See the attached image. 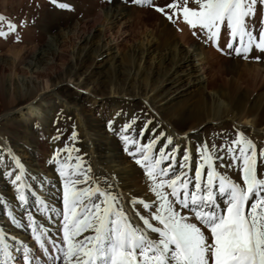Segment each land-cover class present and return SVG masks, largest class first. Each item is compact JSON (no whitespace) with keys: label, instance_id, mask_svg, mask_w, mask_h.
Returning a JSON list of instances; mask_svg holds the SVG:
<instances>
[{"label":"bare ground","instance_id":"6f19581e","mask_svg":"<svg viewBox=\"0 0 264 264\" xmlns=\"http://www.w3.org/2000/svg\"><path fill=\"white\" fill-rule=\"evenodd\" d=\"M71 1L76 6L81 4L80 0ZM259 1L257 0V3L253 6V14L246 18V23L257 38L251 45H248V38H244L245 45L248 46L247 58H245L243 51L240 55H237L226 47L230 36L224 29H222L220 37L215 42L207 40L206 36L203 35L198 38L192 34L194 30L190 31L188 25L187 28L184 26L182 20H176L174 17L176 23L170 22L165 15L155 11V7H147L152 10L140 11L137 14L138 10L127 8L123 3H111L110 0H102L101 6L98 7V13H95V19L93 20L84 17L78 18L79 13L74 12V9L71 14H67L69 17L66 23L60 26L61 28L54 27L51 29L49 24H46L44 29L41 25L45 32L48 31L46 34L53 30L51 45L54 46L55 50L52 48L53 50L46 51L41 49L42 47L39 44H34L22 54L0 55V76L3 73V79L0 81V101H9L8 111L7 108L2 107L3 111L0 118L2 122H6L8 114L15 108H18L19 115L23 116L25 120H30L34 116L37 119L43 118L41 113L39 115L36 112L43 104L47 91H54L51 85V73L58 70L62 83L64 82L75 89L84 91V96L92 98V103L95 101L93 95L101 89H107L108 95L115 103L121 99L143 100L157 116H160V120H164L162 121L164 124L159 121L155 123L154 121L155 124H152L148 131L149 138L154 136L157 139L159 136L164 137V141L158 143L156 149L166 144V138L170 137L172 143L168 145V149H175V157L177 158L181 144L178 139H182L186 143L187 150L181 153L183 157L185 155L189 156L188 166H191L192 170L204 163L201 158V147L205 144L199 140L196 141V144H193L192 142H194L196 136H191V134H196L198 128L204 122H210L217 126L224 122L233 124L238 126L237 130L240 133L248 135L250 140L252 139L257 143L259 139H264V92L255 94V97L245 98L240 96L237 88L232 86L227 93H219L215 90L214 81L205 73L207 67L218 60V64L225 67L226 70L233 71L238 75L254 74L264 82V51L256 47V44L260 42V33L264 32L263 29L261 30L264 25V7L258 4ZM148 2L149 0H143L145 4ZM192 5L194 7V4ZM167 11L171 13L172 9ZM52 14L55 15L54 12ZM146 14L153 19L151 25L145 24L142 18V15ZM44 18H46L45 14L37 18V22L42 21ZM127 18H129L128 21ZM250 19L254 20L253 23ZM131 22H135L136 26H139L138 36L134 39L141 43L139 46L133 45L129 52L123 53L120 46L126 39L122 38V34ZM115 29L116 31L113 32ZM195 31L199 32V29ZM120 36L122 39H119ZM108 40L111 43L110 46ZM238 41L239 37L234 41V47H243ZM212 43L217 44L218 49H222V51L218 50L216 52L217 50L213 49ZM156 45L163 48L162 54L156 51L158 49L155 47ZM69 46L74 47L75 53L70 55V61L65 65L62 64L63 66L57 67V62L63 58V49ZM7 52L11 53L10 49H7ZM119 52L121 53L119 54ZM95 60L97 63L101 60L100 64L103 65V72L101 73L104 77L100 81H93L95 72L89 71L91 67L95 68L96 65L93 64ZM88 61H90V66H86ZM193 62L197 64L196 67L192 65ZM24 66H27V68L24 69ZM153 66L156 71L151 70ZM84 70L87 72H84ZM27 74L31 76L35 83L32 81L26 86L27 104L24 109H19L22 86L17 79ZM192 77H195L193 81ZM224 81L227 84V80ZM38 83L42 87L40 90L42 93L40 94L36 90ZM192 90L201 92V97L205 96L202 98L204 103L201 105L202 112L199 111L198 113V115L203 114V116L186 117L185 114L183 117L181 112L174 110V106L181 103L182 98L193 93ZM53 94L57 97V93L54 92ZM17 100H19V105ZM63 104L68 105V102L64 99ZM73 105L75 106L76 132L79 135L74 140L76 141L75 144L86 155L93 167L103 166L106 173L102 172L104 177L108 178L109 183L105 184L107 186L106 190L119 197L120 207L124 209L133 224L140 226L139 215L133 209H139V212L144 215H147V213L141 209L142 206L133 205L131 201L141 199L146 203L154 202L156 198L150 190V186H147L148 183L145 185L138 184L137 180L141 178L139 170L134 169L133 166L118 156L115 151L117 146L110 147L109 152L106 146H102V151L95 149L94 144L97 139L100 138V144L104 139H106V142L115 140V135L113 136L109 130L99 127L101 124L97 125L85 120L80 113L81 110H77L76 104ZM147 118L149 120L150 117L147 116ZM183 120L187 124H192L189 129L192 130L189 136L184 134L185 130L182 127L177 126V123L184 122ZM43 122H45L44 118ZM153 130L155 131L153 132ZM46 137V131L40 130L38 140L34 143L33 154L36 158L34 161L40 168L29 167L27 169V166H23L20 162L17 165L18 160L17 157L13 156V153H10V157L5 158L2 163V168L7 167L8 172L12 173L14 178L16 176L21 177L17 181L19 185L12 186L14 188L12 192H15L17 188L16 202L13 200L10 202V198L6 201L0 199V237H2L0 248L5 249L4 252H0V261L4 264H48L51 262L47 258L51 253L49 247L45 244L46 239L44 240L39 232V237L34 239L35 231L32 232V229L26 228L22 222L24 213H21V223L17 220L19 217L16 213L19 209L18 204H21L23 212L27 213V221L32 223L36 219L35 227L47 230L52 229L54 226V220L51 219L50 212L55 206L46 202L52 196H48L44 200L40 199L48 182L47 179L42 182V177L39 175V173L43 175L47 172L43 168L44 166L39 165L40 160L44 157V140ZM215 146L218 147V150L212 153L213 166L228 178L242 183L239 163L235 164L234 167L230 163L232 161L229 160L227 153L220 149L219 145ZM219 151H221L222 159L216 161L215 157ZM256 152L258 173L260 176H264V157L260 156V151ZM189 174L191 175V173ZM3 178L4 175H2V180ZM27 186L35 188L34 195L26 193L25 188ZM4 192L7 193L6 187ZM20 194L25 197L23 201L19 199ZM198 226L205 231L206 235L208 234L202 225L198 224ZM89 234L88 232L87 235ZM152 235L155 238V234Z\"/></svg>","mask_w":264,"mask_h":264},{"label":"snow or ice","instance_id":"6c2138e0","mask_svg":"<svg viewBox=\"0 0 264 264\" xmlns=\"http://www.w3.org/2000/svg\"><path fill=\"white\" fill-rule=\"evenodd\" d=\"M134 2L142 5L143 0ZM190 3L196 7H190ZM256 3L257 0H170L164 7L155 6V11L170 22L182 20L194 30V36L203 35L209 41L218 40L224 29L230 36L226 47L237 55L243 51L247 58L244 38H248V45L257 38L246 18L253 14ZM168 9H172L171 13ZM0 24H6L8 29L0 30V36L16 29L3 16ZM237 37L243 47H234ZM259 40L256 47L264 51V32ZM157 143L154 136L136 149L141 154L136 163L145 169L156 198L152 203L131 201L148 212L144 215L133 209L139 215L140 226L133 224L116 195L98 186L76 187L88 184L86 173L76 180L68 177L64 194L68 209L64 214L65 264H264V176L258 173L255 145L238 133L237 139L222 149L233 154L238 146V155L232 159L240 165V183L217 171L207 145L201 147L204 163L192 170L188 155L177 168L175 149H167L172 143L170 137L158 149ZM130 155L135 157L136 153ZM260 156L264 157V150ZM20 179L16 176L14 183ZM19 199L23 201L24 195L20 194ZM198 224L207 230V235ZM84 232L90 234L85 236ZM4 251L0 248V252Z\"/></svg>","mask_w":264,"mask_h":264},{"label":"rangeland","instance_id":"374dc122","mask_svg":"<svg viewBox=\"0 0 264 264\" xmlns=\"http://www.w3.org/2000/svg\"><path fill=\"white\" fill-rule=\"evenodd\" d=\"M101 2L102 0H80L81 4L76 6L75 4H72L71 0H0V16L5 17L6 21H10L16 25L14 32H10L6 36H0V55L12 53L22 54L24 51L29 50V48H31L34 44H39L42 47L41 49L46 51L49 49L55 50L54 46L51 45L53 41L51 36L53 30H50V33L46 34L48 31H44L45 25L49 24L51 29L62 26L66 23L69 17L67 14H71L74 9V12L77 11V13H79L78 18L84 17L88 20H93L95 19V13H98V7L101 6ZM110 2L123 3L127 8H134L138 10L137 14H139L140 11L152 10L148 9L147 7H164L170 2V0H150V2L147 4L142 3V5L135 3L134 0H110ZM59 4H65L69 7L61 8L58 6ZM258 4L261 7H264V3L259 1ZM189 6L193 7L191 3ZM194 7L196 6L194 5ZM53 12L55 15L52 14ZM44 14L46 18L37 22V18H40ZM142 18L145 21V24L151 25L153 20L151 17L146 14L142 15ZM128 20L129 18H127V21ZM250 21L253 23L254 20L250 19ZM129 24V27L127 26L124 30V33L122 34V38L126 39L120 46V50L123 53L129 52L133 45L139 46L141 43L135 41L134 39V37L138 36L137 31L139 26H136L135 22H131ZM41 25L44 29H42ZM184 26L187 28V24L184 23ZM262 29L264 30V25L262 26L261 30ZM0 30L8 32L6 24H0ZM115 31L116 29L113 32ZM190 31L193 30L190 29ZM122 38L121 36L119 37V39ZM108 45H111L109 40ZM155 47L158 48L156 51L159 52V54L163 53V48L161 46L159 47L156 45ZM212 47L215 51L217 50L216 52H218L219 49L217 44L215 45L212 43ZM7 49H10L11 53L7 52ZM63 51V58L59 59L56 65L57 67L63 66L62 64L65 65L68 61H70V55L75 53V49L72 46L63 49ZM121 52H119V54ZM100 61L97 63L95 60V62H93V64L96 65L95 68L91 67L89 69V71L95 72L93 81H100L104 77V75L101 73L103 72V65L100 64ZM215 61L211 63L209 67H207V72L205 74H208V76L214 81L215 90L219 93H227L230 91V87L232 86L237 88L240 96L245 98L255 97L258 93L260 94L264 92V82L260 77H257L254 74L238 75L233 71L226 70L225 67H221L218 64V60ZM89 63L90 61L86 62V66H90ZM192 65L195 67L197 66V64L194 62ZM4 66L6 67L7 65ZM23 68L25 69L27 66H24ZM97 70L100 71L97 72ZM151 70L156 71V68L153 66ZM84 72L87 71L84 70ZM0 77H2L0 78L1 81L3 79V73ZM191 79L193 81L195 77H192ZM17 80L22 86L20 98L21 105L19 109H24L25 105L27 104L26 86L32 82L33 79L29 74H27L24 77H19ZM224 80H227V84ZM61 81L62 79L59 78L58 70L53 71L51 73V85L53 86L52 89H54V91H47V95H45L43 99V104L36 112V114L39 115L41 113V116L44 118L45 122H43V118L37 119L35 116L31 117L30 120H25L23 116L19 115L18 108H15L8 114V119L6 122H2L0 118V199L2 201H6L9 198L10 202L12 200L15 201L16 194L18 192L17 188L15 192H12V189H14L12 186L16 187V185H19V182L17 181L14 183L15 178L12 173L8 172V168H2L4 159L10 157V153H13V156L17 157V160L22 163L23 166H27V169H29V167H39L35 164L36 161H34V159H36L33 154L34 143L36 140H38V132L40 130H43V132L46 131L47 137L44 140V157L42 160H40L39 165L44 166L43 168L46 169L47 172L43 175L39 173V175L42 177V182L44 179H47L48 182L46 190L42 192L40 199L44 200L48 198V196H52V198L47 199L46 202H48L49 205L51 203L55 206L50 212V217L52 220H54V226L52 229L49 228L47 230L41 229L40 227H35L36 219L33 220L32 223L31 221H27V213H25V211L23 212L21 204H18L19 209L16 211V213H18L19 218L17 220H19V223H21V213H24L22 216V222L26 228L32 229V232L35 231L33 236L34 239L35 237H39V233L44 240L46 239L45 244H47L50 249L49 252L51 253L49 254L50 256L48 255L47 257L49 258L48 260L51 261L48 264H65L63 252L66 250L67 245L63 239L65 225L64 214L68 211V209L65 207L64 194L68 177L71 176L73 180H76L80 178L81 173H86V175L89 177L88 184H80L76 187L98 186L100 189L107 191V186L105 184H109L108 178L104 177V173L106 172L103 166L98 165L93 167L86 155L82 153L75 144L76 141L74 140H76L79 135L76 132V123L74 119L75 106L73 104L77 105V110H81L80 113L85 118V120L96 123L97 125L101 124L99 127L109 130L113 136L115 135V140H109L106 142V139H104L100 144V138L97 139L94 144L95 149L102 151V146H106L109 152L111 150L110 147L114 148L117 146V150L115 151L118 153V156L128 162L129 165L133 166L134 169L139 170L141 178H138L137 181L140 185H145L148 183L147 186H149L150 182L145 174V169L136 163V159L141 157V154L136 152V149L139 145L148 143L152 140V138H149L148 132L151 128V125L155 124L156 121L161 123L164 121L162 119L160 120V116H157V114L141 99H121L119 102L115 103L108 95V90L101 89L93 95L95 101L92 103V98L84 96V91L75 89L73 86L64 82L62 83ZM33 83L35 82L33 81ZM41 89L42 87L38 83L36 88L38 94L42 93L40 92ZM192 91L193 93L182 98L181 103L174 106V110L181 112L183 117L185 114L186 117L203 116V114L198 115V113L199 111L202 112L201 105L204 104L202 98L205 96L203 95V97H201V92L196 90ZM54 92L57 93V97L53 94ZM64 99L68 102L69 106L63 104ZM18 101L19 100H17V104L19 105ZM8 105V100L0 101V116H2V107L7 108L8 111ZM147 116L150 117L149 120ZM149 121L150 123H148ZM177 126L182 127V129L185 130L184 134H187L188 136L190 135L189 133L192 130L189 129L192 127V124H187L186 121H181L177 123ZM237 127L238 126L233 124H227V122H224L219 126L213 125L210 122H204L198 128L196 134H191V136H196L194 142L192 143L196 144V141H202L208 146L210 153L218 150V147L215 145H219L220 149H226L233 140L237 139V134L240 133L237 130ZM154 131L155 130H153V132ZM125 137L128 138L127 141L124 139ZM232 137H234V139H232ZM243 137L246 140H250L248 135L243 134ZM263 140L264 139H259L257 143L252 139L250 141L256 145V151L261 152V150H264ZM134 141H138V143H134ZM162 141H164V137L159 136L158 143ZM178 141L181 142V144L180 152L178 154L179 156L177 158L175 157L177 168H179L180 164L183 163V155L181 152H186L187 150L186 143L182 141V139H178ZM213 146H215V148H213ZM168 148L169 147L167 146V149ZM130 152L136 153L135 157L130 155ZM219 152L216 154V156L221 157V151ZM224 152L227 153L226 151ZM237 153L238 146L236 153H227L229 160L233 162H230L231 164L235 163L232 157L233 155H237ZM69 156H71V159H69ZM166 163L167 162H164V164ZM164 164H162V166H164ZM189 167L192 168L191 166ZM62 173H64V175H62ZM2 175H4L3 180ZM5 187L7 193L4 192ZM34 189V187L30 188L27 186L25 191L30 195H34ZM69 195H71V193H69ZM141 209L148 215L146 210L143 208ZM38 210L40 209L38 208ZM17 220L16 222H18ZM87 233L88 232H84L83 235L86 236ZM82 238V236L77 237V239Z\"/></svg>","mask_w":264,"mask_h":264}]
</instances>
